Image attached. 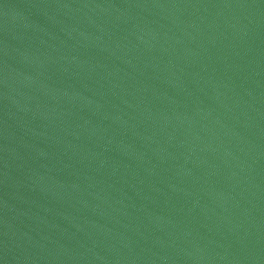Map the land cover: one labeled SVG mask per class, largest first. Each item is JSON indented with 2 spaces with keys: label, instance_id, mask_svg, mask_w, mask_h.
I'll return each instance as SVG.
<instances>
[{
  "label": "water",
  "instance_id": "water-1",
  "mask_svg": "<svg viewBox=\"0 0 264 264\" xmlns=\"http://www.w3.org/2000/svg\"><path fill=\"white\" fill-rule=\"evenodd\" d=\"M0 264H264V0H0Z\"/></svg>",
  "mask_w": 264,
  "mask_h": 264
}]
</instances>
